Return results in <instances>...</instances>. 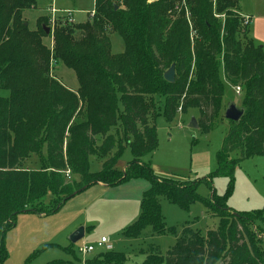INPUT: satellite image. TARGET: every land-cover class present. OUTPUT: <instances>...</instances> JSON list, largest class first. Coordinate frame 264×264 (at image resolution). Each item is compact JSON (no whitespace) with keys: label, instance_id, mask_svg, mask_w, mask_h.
I'll use <instances>...</instances> for the list:
<instances>
[{"label":"trees","instance_id":"16d2710c","mask_svg":"<svg viewBox=\"0 0 264 264\" xmlns=\"http://www.w3.org/2000/svg\"><path fill=\"white\" fill-rule=\"evenodd\" d=\"M179 2L94 0L89 19L56 20L50 50L42 42L44 18L37 19V29L24 25L22 14L36 8V0H0V89L8 91L0 96V264L7 257L5 234L17 214L50 215L81 187L98 182L113 186L130 178H144L148 186L141 193L138 216L123 230L127 236L144 227L152 233L166 230L161 195L183 207L200 200L219 218V227L205 234L187 224L178 232L167 228L174 234L173 244L163 254L154 249L156 257H148L146 264H264V239L255 233L256 228L264 230L261 210L236 212L226 205V193L200 197L195 182L157 177L150 162L141 160L157 145L155 126L148 119L157 95L164 98L166 121L178 110L196 108L199 131L211 130L221 111L220 70L228 83L243 90V112L236 121L225 118L228 130L213 172L229 175L231 189L235 165L264 156V51L248 35L249 25L244 41L237 38L238 0H216L215 9L211 0H185L191 28L183 10H174L183 6ZM214 10L224 13L223 27ZM111 32L123 41L119 53L111 51ZM50 61L74 73L75 91L49 76ZM171 64L174 80L168 82L163 73ZM116 127L120 134L111 131ZM96 136H101L100 143ZM117 140L131 148L132 160L123 170L115 168L111 153ZM232 152L238 156L230 157ZM94 153L107 158L100 170L90 172L88 157ZM31 155L39 165L25 168L23 161ZM67 168L78 176L74 184L66 180ZM47 193L50 203L38 205ZM102 249L85 264H126L120 252Z\"/></svg>","mask_w":264,"mask_h":264},{"label":"rangeland","instance_id":"374dc122","mask_svg":"<svg viewBox=\"0 0 264 264\" xmlns=\"http://www.w3.org/2000/svg\"><path fill=\"white\" fill-rule=\"evenodd\" d=\"M180 2L183 6H175L174 10H183L191 28L188 5L185 0ZM211 2L215 9L216 0ZM93 7L94 0H36V8L25 10L22 17L25 20L24 25L29 30L37 29V19L44 18L40 24L48 27L49 32L43 37L42 42L52 50V31L56 20L63 18L68 23L85 21L89 19ZM50 8L56 11L54 15ZM236 11L241 14L238 15L241 23L237 29V38L243 42V37H247L246 18H251L248 35L262 45L264 51V0H238ZM65 12L70 13L71 21ZM214 16L220 20L223 27L224 13L214 10ZM190 41L192 43V37ZM110 43L113 53L123 50V41L117 33H110ZM192 66L193 62L189 65L187 78L192 73ZM219 73L224 87L221 111L208 133H201L198 128L188 126L190 119L192 117L196 119L198 116L196 108H188L185 112L178 110L175 118L168 122L162 114L163 96L153 97L154 113L148 114V119L155 126L157 145L151 153L143 155L141 160L150 162L152 172L157 177L195 182L196 192L200 197L208 198L212 191L218 195L226 193L225 203L232 210L236 212L261 210L264 215V156L255 155L238 162L232 172L231 189L229 175L213 172L216 167V152L221 148L228 130L224 110L229 104L241 108L243 97V90L237 94L235 86L224 79L221 70ZM48 74L59 80L66 89L75 91L77 82L74 73L64 69L61 64L50 61ZM7 95V90L0 89V96ZM116 130L121 133L117 127L111 131L116 133ZM65 135L67 136V132ZM100 141L101 136H96V143ZM120 144L121 150L118 152ZM111 153L116 156L114 166L119 170H123L132 160L130 145L124 140L120 143L117 140ZM237 156V152L230 155L233 158ZM106 158L107 156L100 153L90 155L89 171L100 170ZM38 165L39 159L33 155L23 161L25 168H35ZM205 179L210 180V185ZM66 180L74 184L78 176L69 173ZM146 186L148 181L144 178H130L107 187L93 184L65 200L63 205L50 215L39 216L33 212L17 214L14 227L5 234L7 257L3 264H45L53 259L67 260L68 264H85L87 258L95 256L103 249L95 248L89 253L82 254L78 250V245L95 243L101 235L107 236L111 249L120 252L126 264H146L148 257H156L154 249L163 254L173 244L174 234L167 231V228L174 227L178 232L182 225L187 224L205 234L207 230L219 227V218L200 200L183 207L161 195L160 212L166 230L152 233L149 227H144L136 236L125 235L124 228L132 223L140 211L139 197ZM51 199L52 196H46L44 200H39L38 205L46 206ZM80 226L84 227L83 237L71 243L69 235ZM255 233L258 238L264 239V230L256 228Z\"/></svg>","mask_w":264,"mask_h":264},{"label":"water","instance_id":"95a60500","mask_svg":"<svg viewBox=\"0 0 264 264\" xmlns=\"http://www.w3.org/2000/svg\"><path fill=\"white\" fill-rule=\"evenodd\" d=\"M116 7L117 6H115V8ZM43 28H44L45 33L49 32L48 27L43 26ZM163 77L168 82H172L174 80V65L173 64H171L170 67L163 73ZM242 112H243L242 108H237L234 104H229L224 110V117L228 120L236 121L240 118ZM188 126L197 128L196 119L194 117L190 119ZM83 189L84 187L79 188L73 193V195L76 194L77 192H80ZM83 234H84V228L80 226L76 228L73 232H71L68 239L71 243H75L83 237Z\"/></svg>","mask_w":264,"mask_h":264},{"label":"built area","instance_id":"2783aa9c","mask_svg":"<svg viewBox=\"0 0 264 264\" xmlns=\"http://www.w3.org/2000/svg\"><path fill=\"white\" fill-rule=\"evenodd\" d=\"M50 11L52 12V14L54 15V13L56 11H54L53 8H50ZM67 14V18L69 21H71V17H70V13L69 12H65ZM246 18V17H245ZM248 21V18H246ZM53 20V18H52ZM234 90L237 94H239V92H241V89L239 86H235ZM64 174L67 178H69V169L64 170ZM105 248V249H111V244L108 241L107 236H101L95 243H81L80 245H78V250L80 253L82 254H86L89 253L91 251H93L95 248Z\"/></svg>","mask_w":264,"mask_h":264},{"label":"crops","instance_id":"0c3cea01","mask_svg":"<svg viewBox=\"0 0 264 264\" xmlns=\"http://www.w3.org/2000/svg\"><path fill=\"white\" fill-rule=\"evenodd\" d=\"M241 15V14H240ZM251 17V16H250ZM250 20H251V18H248V25H249V23H250ZM197 117V116H196ZM95 185H97V186H99V187H107L108 185H106V184H103V183H101V182H98V183H96ZM145 188H147V186L145 187ZM144 188V189H145ZM144 189H142V191L144 190ZM142 191H141V193H142ZM46 196H52V195H46ZM46 196L43 198V200L46 198ZM140 196H141V194H140ZM139 201H140V197H139ZM40 216V215H39ZM136 216H138V215H136ZM136 219V217L134 218V220ZM133 220V221H134ZM84 228V227H83ZM102 236V235H101ZM96 242V241H95ZM101 248V247H100ZM99 249V248H98Z\"/></svg>","mask_w":264,"mask_h":264}]
</instances>
